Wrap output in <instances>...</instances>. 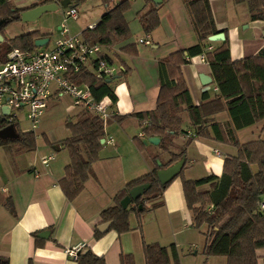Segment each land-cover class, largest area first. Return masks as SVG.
<instances>
[{"label":"trees","instance_id":"1","mask_svg":"<svg viewBox=\"0 0 264 264\" xmlns=\"http://www.w3.org/2000/svg\"><path fill=\"white\" fill-rule=\"evenodd\" d=\"M85 0H70L73 7ZM144 7L138 16L144 34H149L160 24L159 7L153 0H143ZM41 0L28 7H16L11 0H0V35L4 27L14 21H21L23 11L37 5L49 3ZM105 10L99 21L91 29L84 28L81 35L91 44L112 47L130 37V30L124 18L129 9V0H101ZM189 14L197 43L185 49L170 53L158 60L159 92L155 107L151 110L133 112L127 115L114 114L110 118L121 122L126 118L138 119L144 138L135 136L133 141L142 150L144 141L149 137H158V147L168 159L156 161L152 157V169L129 181L112 199L113 204L100 214V222H111L110 230L121 234L131 229L130 214L136 218L147 211L163 205L164 190L172 180L179 177L182 182L183 196L187 209L191 213V226L199 229L205 238L203 253L206 256L225 257L226 264H263L264 258L257 254L264 248V212L258 209L257 202L264 193V140L241 143L236 132L240 129L264 121V48L255 55L232 60L227 38L209 50L208 37L220 32L215 25L208 0H182ZM249 17L252 21L264 20V0H246ZM48 37L47 33L32 30L0 42V64L7 59V53L13 49L33 50L36 39ZM134 49V44L123 50ZM134 53V51L132 52ZM203 55L214 78L218 94L210 97L207 91L200 95L196 105L182 73V66L189 58ZM108 59L112 58L105 54ZM113 62V61H112ZM114 64V62H113ZM72 79L85 84L91 90L95 100L108 96L112 105L117 97L112 85L114 77L98 79L87 68L76 72ZM226 112L225 124L210 123L211 116ZM182 113H186L192 129L191 136L178 152H173L174 139L182 131ZM72 118V119H71ZM65 120L69 135L56 142L47 144L55 150L66 149L69 163L60 179V188L68 201H72L83 190L84 184L92 172V164L98 160L104 138V121L80 110ZM142 121H146L142 125ZM210 123V124H209ZM17 139H0V146L12 154L33 152L36 149V136L33 131L21 132ZM236 148V155L224 158L220 176L206 175L197 179L184 177L186 160L174 179L161 184L157 171L167 168L184 157L187 144L193 138H210ZM252 165L256 167L252 169ZM141 185H148L143 195L132 200L127 208L120 201L129 191ZM208 185V189H201ZM7 209L13 213L10 203ZM137 228H141L138 222ZM101 233L95 226L93 238L99 239ZM34 248H40L43 241L36 233L31 234ZM145 264H179V254L175 244L142 242ZM76 264H107L103 257L90 250L80 251L74 259ZM0 264H9L6 257H0ZM118 264H134L131 254H122Z\"/></svg>","mask_w":264,"mask_h":264},{"label":"crops","instance_id":"2","mask_svg":"<svg viewBox=\"0 0 264 264\" xmlns=\"http://www.w3.org/2000/svg\"><path fill=\"white\" fill-rule=\"evenodd\" d=\"M39 1L31 0L29 4L16 2L15 6L28 7ZM208 1L216 28L228 40L232 60L253 56L264 48V20L250 19L246 0ZM129 4L124 18L130 37L112 47H104L119 69L112 82L117 97L113 110L118 115L153 109L159 92L158 60L197 43L182 0H161L158 12L160 24L149 34H144L138 20L144 1L129 0ZM103 12L92 24L99 21ZM87 25L91 23L82 24L78 32L66 28L70 34H81ZM32 30L39 29L29 31ZM144 37H148L151 45L136 43L137 39ZM209 42V50L219 44ZM132 44L134 49L130 50L134 53L123 50ZM141 45L148 48L141 49ZM202 57L193 56L182 66L196 105L202 92L207 91L210 97L218 94L209 65ZM200 74L208 75L211 82L202 85ZM121 77L124 79L120 80ZM105 121L102 144L104 148H110V154L99 153L83 190L72 201L65 198L59 185L64 168L69 163L68 155H11L6 149V154H0V257H6L9 264H76L65 250L79 245L83 246L82 251L90 250L103 257L107 264H118L122 254H131L134 264H145L143 241L162 243L168 235L171 238L172 234L181 231L180 225L187 227L190 223L191 226V213L185 204L181 179L177 177L164 190L163 205L151 210L155 219L148 216L144 228H137L135 221L130 220L131 229L127 232L119 234L108 229L99 239L93 238L94 227L98 229L102 224L100 214L113 204L115 194L129 181L149 172L152 157L158 156L156 161L168 159L166 154L161 153L158 144L147 143L146 152L132 147L131 141L138 133L131 130L138 132L140 129L138 119L129 117L115 122L108 118ZM227 121L226 112H219L211 116L210 123L225 124ZM208 130L210 138H193L186 146L184 177L187 179L210 174L220 176L224 158L237 153L235 147L214 140L210 128ZM192 132L186 113H182V131L174 139L172 151L178 152ZM236 134L241 143L264 140V121L240 129ZM125 154H129V158ZM48 157V163L43 164L42 160ZM252 168L256 169L253 165ZM208 188V185L201 187L204 190ZM6 203L11 204L13 213L7 209ZM32 233L43 241L40 248H34ZM257 254L263 256L264 248L258 249Z\"/></svg>","mask_w":264,"mask_h":264},{"label":"built area","instance_id":"3","mask_svg":"<svg viewBox=\"0 0 264 264\" xmlns=\"http://www.w3.org/2000/svg\"><path fill=\"white\" fill-rule=\"evenodd\" d=\"M59 1L51 0L55 3ZM66 9V18H78L75 7ZM94 26L87 27L91 29ZM49 42L48 38L45 45L36 46L33 50L13 48L7 53L6 61L0 64V129L8 125H17L19 129V121L25 119L30 129L21 132L33 131L49 100L63 96L71 101L69 109L84 110L102 121L114 115L108 96L95 100L87 85L72 79L83 68L89 69L98 79H110L119 73L112 60L105 56L104 47L89 43L81 34H70L64 24L58 27V36L51 47H48ZM136 43L151 45L148 37L139 38ZM145 124L146 121H142V125ZM137 136L144 138L140 129ZM49 159H43L42 163L47 164ZM257 205L264 212V193ZM82 248L80 245L67 248L65 253L75 259Z\"/></svg>","mask_w":264,"mask_h":264},{"label":"rangeland","instance_id":"4","mask_svg":"<svg viewBox=\"0 0 264 264\" xmlns=\"http://www.w3.org/2000/svg\"><path fill=\"white\" fill-rule=\"evenodd\" d=\"M31 0H11V4L15 6L18 4H29ZM15 2V3H14ZM67 9L59 7L57 10L43 13L36 22H22V21H14L4 27L3 30V38L9 40L15 36L28 32L30 29H39L42 32L48 34V38L50 39L48 47H51L53 42L58 36V27L61 24H64L69 28L71 32H78L82 24H92L96 22L102 13L105 10V6L102 4L101 0H85L83 3H80L76 6V10L78 12V19L66 18L65 12ZM88 26V25H87ZM142 46V45H141ZM142 48L147 49L148 47L142 46ZM144 49V50H145ZM124 77H121L120 80H123ZM71 105V101L69 97L63 96L60 99H52L49 100L47 108L44 114L41 116L39 124L33 130L36 136V149L33 152H27L25 155H68L66 149L55 150L50 147L46 139L50 142L60 141L66 138L69 134L67 128L65 127V120L75 113L79 112V109H69L68 107ZM72 119V118H71ZM106 126V121H105ZM19 129L20 131H24L30 129V124L27 120L21 119L19 121ZM132 133H138L137 131H132ZM142 139V138H141ZM132 147L136 149V151L146 152L147 144L145 147L140 150L136 143L132 140ZM125 152V147L123 148ZM5 148L0 146V154H6ZM103 151L104 154H110V148H104L103 144L99 151L101 153ZM130 152V151H129ZM11 155L12 150L10 151ZM31 153V154H30ZM139 153V152H137ZM126 158H129L125 154ZM255 170V168H252ZM199 173H201L199 168H196ZM151 217L155 219V213L153 211L145 212L140 219L136 218L134 214H130L129 217V225L130 220L135 221L137 226L138 222L141 227H145V222L147 217ZM179 231L175 235H171V238L168 235L167 240L162 241V243H158L162 246H169L171 242H174L179 250V264H226L225 257L218 256H206L203 253V248L205 245V238L199 229H195L190 226L188 223L187 227H183L180 225ZM170 240V241H169ZM264 258V255L261 256ZM264 264V259L260 260Z\"/></svg>","mask_w":264,"mask_h":264},{"label":"water","instance_id":"5","mask_svg":"<svg viewBox=\"0 0 264 264\" xmlns=\"http://www.w3.org/2000/svg\"><path fill=\"white\" fill-rule=\"evenodd\" d=\"M154 3L160 4L161 0H153ZM59 7L61 8H71L73 5L71 4L70 0H60L58 3L55 2H49L41 5H37L31 9L25 10L21 13L20 18L22 22H36V20L46 12L54 11L57 10ZM2 21H0V24ZM3 36L0 35V42L3 41ZM209 41H214V42H221L224 40V33L223 32H218L216 34H213L208 37ZM48 41L47 37L39 38L36 39L34 44L37 47L43 46L46 44ZM201 84L206 86L211 82V78L208 75H199ZM3 112H7L5 109L2 110ZM19 136L16 128L14 125H8L2 129H0V139L6 140V139H17ZM103 142V139H101V143ZM145 144L150 143L157 145L159 143V138L154 136V137H149L144 141ZM184 164V157L180 158L178 161L173 163L167 168H162L157 171V178L161 184H165L170 182L172 179L176 177V175L179 173L181 170L182 166ZM148 188V185H141V186H136L132 188L128 195L125 196L121 201H120V206L122 208H127L129 203L132 200L137 199L141 195H143L144 191ZM111 222H105L102 223L98 226V230L101 233L106 232L108 229L111 227ZM42 236V234H40Z\"/></svg>","mask_w":264,"mask_h":264}]
</instances>
